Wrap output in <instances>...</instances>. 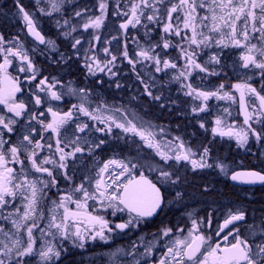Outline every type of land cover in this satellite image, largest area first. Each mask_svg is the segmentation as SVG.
I'll return each mask as SVG.
<instances>
[{
  "label": "rangeland",
  "instance_id": "1",
  "mask_svg": "<svg viewBox=\"0 0 264 264\" xmlns=\"http://www.w3.org/2000/svg\"><path fill=\"white\" fill-rule=\"evenodd\" d=\"M199 2L200 0H197L198 4ZM19 3L31 15L35 28L44 33V45L34 44L24 33L26 22L18 11L17 0H0V35L5 41L2 47L15 49L19 45L20 50L28 55L35 72L27 70V61H22L18 57H9L12 63L8 67V75L26 91L24 101L28 102L33 109L38 106L35 100L30 99L31 96L40 98L41 109L30 117L27 116L26 121L22 122L23 124L19 125L13 133H8L5 136L7 141L3 146L5 151L3 149L0 151H3L9 158L10 164H13L11 153L8 150L12 146L17 147L21 144L18 157H20L21 152L26 156L21 158L23 165L20 168L24 170L21 169L16 174V183L22 182L26 175L29 181H36L37 187L42 191L38 196L35 212L31 214L29 219L20 222L21 226L18 232L13 227L12 220L20 221L27 201L19 192L15 198H6L8 204L0 207V229H3L0 231V248L5 243L11 246L12 240L19 239L22 250L28 243L27 229L32 227L34 252L32 255L23 258L27 264H145L149 260L152 261V264H158L162 258L160 251L164 248L166 251L174 239L166 240L162 246L159 245L162 243V236L159 239L153 234L154 236L150 237L145 245H142L145 239L143 238L144 234L140 233L137 227H134L133 229L137 230L138 236L135 243L127 241V243L132 244L129 248L120 241L111 242L108 238L106 240L98 239L100 243H93L94 240L91 237L95 235V232L100 231V226L92 225L81 218V223L84 225L81 231L87 230L88 233L84 247L81 248L75 236L65 239L59 231H55L57 229L49 226L53 215L56 216L57 221L59 216L61 219L63 217V209L60 208L59 213L56 210V204L60 202V198L72 195L73 199H82L83 193L74 192V189L81 183L89 191H94L92 185L97 179V172L110 159L131 161L138 164V168L134 170L135 174L143 171L145 175L166 187L169 195L172 194L169 192L173 190V196H176V192H180L178 190L179 184H182L183 181H186V184L191 182V180L183 178L186 176L183 171L189 170L192 175L201 172L199 169L193 170L189 161L177 162L173 158L165 162L157 155L155 149L148 148L138 136L126 134L115 126L112 128V134L97 132V128H104L105 125L100 123L99 119L93 120L90 116L81 113L79 111L80 105L83 104L92 115L98 117L113 116L118 122H123L125 116L133 119L138 125L153 131L155 139L159 141L160 150L173 157L178 151L183 152L186 149H191L194 154L191 158L200 160L204 148L208 147L209 155L205 157V161L209 159L213 161L215 157L219 158L215 164L218 169L220 168V172L226 176L227 160L230 154L235 152L234 149L239 151L238 154H248V147L253 144L254 148L261 150L260 157L264 158V117H261L257 111L259 102L251 94H246L247 110L252 119L249 120L248 125H245L244 115L240 107V94L233 88L235 84L248 83L261 95H264V71L251 65L242 69L241 56L246 54V48L235 47L230 43L227 47L217 45L216 40L221 38L220 34L210 33L208 28H197L198 32L202 31L213 37L209 42L210 46L201 45L199 48L196 45H189L187 40H182L174 33L165 34L162 30L163 25L171 22L174 27L179 23L182 36H191L190 30L183 29L182 12L173 14L174 17L179 15L180 21L176 19L169 21L167 18V8L173 3H179V0H165L163 5H154L159 9L156 13V21H148L147 15L152 14V9H144L145 14L141 16V23L135 27L129 26L127 29H121L120 24L127 19L123 13L129 11L130 0H107L108 9L103 24L99 29L89 28L87 30L84 29L83 25L88 21V18H95L100 15L99 0H19ZM53 3L57 5L58 10L53 8ZM206 3L210 4L211 0H206ZM118 11L121 13L120 15H116ZM77 12H80L81 15L77 16ZM198 14L200 16L211 15L207 8H198ZM205 23L209 27L211 26L210 20L205 21ZM238 24L242 30V21ZM223 31L226 33L229 29H223ZM259 36L258 32H250L249 41H242V43L255 44L258 48H262L264 41ZM165 38L172 45L168 49L163 48ZM76 40H80V44L73 48ZM181 47L190 52L195 51L196 62L202 65L206 71L201 72L197 68L189 70L186 67V59L181 56ZM104 49H108V53H105ZM141 49L151 50V54L158 56L161 61L173 56V63L177 65L176 73L173 74L171 68H164L163 63L159 65L161 71L157 72L154 60H141L137 56ZM125 51L128 52L129 58L136 61L135 68L125 58ZM255 55L257 60L261 59L259 53H255ZM112 56H116V60L109 64L108 61L112 60ZM214 56L219 60V63L213 61ZM178 60L181 62L180 64H177ZM3 61L4 54L0 53V63ZM97 62L99 67H97ZM89 64L92 66L91 72L86 66ZM21 67L25 71H21ZM188 70L190 74H188ZM180 72H185L187 79L184 77L176 79ZM33 76L35 79H32ZM42 79L46 81L44 85H40ZM189 84L197 91L208 92L217 91L219 86L224 84V89L218 95L222 96L224 92H228L233 99H218L213 96L205 101L202 98H197L195 92L192 95L187 94L189 91L187 85ZM50 88L51 91L56 92L61 97L59 100L51 97ZM148 92H151V95ZM157 96L160 97L159 100L154 99ZM74 105L75 108H73ZM159 106L165 108L167 112L164 111L160 114L161 110L157 109ZM50 108L60 115L69 110H72L73 113L72 118L61 129L59 136L62 141L61 147L68 144L69 147L65 148V151H72L76 146L84 149L83 152L76 153L75 157L68 159L70 165L67 161L68 167L66 169H60L58 165H55L54 173L53 169L48 166L50 164L44 165L53 172V176L56 175L59 180H62V183L59 182L57 185H52L47 173L46 176L43 173H37L28 160V155L31 152H36L37 162L45 157L59 161L56 158L58 156L56 154L57 137L45 131L40 123L41 121L47 123L52 120ZM201 108L203 111L200 110ZM145 109L150 114H146ZM155 111L159 112L158 115H160L153 119L151 114L155 115ZM174 113L176 114L174 115ZM46 114L49 116L47 117ZM39 115L41 118L37 120ZM33 116L36 118L33 119ZM217 119L222 121L220 127L225 131L231 128L239 132H248L247 143L241 146L235 136L214 134L212 129L217 127ZM82 124L89 126L83 133L77 131V126ZM253 130L261 134L260 139L251 134ZM30 131L31 134H36L34 138ZM26 135L33 140L32 144L27 141L23 142ZM77 137H79L78 144H72L71 142L76 141ZM100 139H104L105 144L96 148L95 145L99 143ZM36 141H40L43 147L36 148ZM181 143L184 145L183 149L180 148ZM49 144L52 145L51 149L48 147ZM90 148L92 151H89ZM239 159L238 156V161H240ZM16 163L19 165V162ZM220 165L223 166V171ZM157 168L173 173V179L179 176L180 181L175 185L170 182L165 183L160 177L159 171L151 170ZM110 171L118 172L119 169ZM65 174L70 179H66ZM70 175L73 177L71 178ZM105 179L107 182H111L109 174L105 175ZM40 180L47 182L48 186L45 187L39 183ZM24 194L27 195L28 192L25 191ZM187 202L190 206L186 208L189 211L185 213V216H190L192 213L191 201L188 200ZM87 203V211L92 215L102 217L107 215L108 208H103L99 200H89ZM46 205L47 213L46 209L44 210ZM67 207L72 211H77L74 203L67 202ZM182 207L183 205L179 208ZM198 207L195 206V209ZM229 210H232L230 206L225 212V216ZM246 215L252 221L255 219L256 240L259 241L261 239L260 233L264 229L260 223L256 222V216L259 218L257 220L259 222L264 219L259 217L255 207L254 216L252 209ZM200 216L201 218L196 217L195 220L203 221L206 216L207 218L210 216L212 219L211 210L207 212V215ZM4 217L9 218L4 219ZM221 217L217 216V218ZM252 221L244 225L249 237H253L254 233ZM70 223L73 222L69 221V226ZM33 225L35 226L33 227ZM190 225L191 222L188 223V227ZM113 230L119 231L114 227ZM70 231L74 232V228H70ZM5 232L8 233L7 236ZM74 241L75 243H73ZM49 244L60 252V256L58 258L53 256L50 261L45 262L41 260L39 252L46 249ZM148 249L151 251L148 252ZM165 251L163 250V252ZM18 259L14 250L11 264H15Z\"/></svg>",
  "mask_w": 264,
  "mask_h": 264
},
{
  "label": "snow or ice",
  "instance_id": "2",
  "mask_svg": "<svg viewBox=\"0 0 264 264\" xmlns=\"http://www.w3.org/2000/svg\"><path fill=\"white\" fill-rule=\"evenodd\" d=\"M164 2L165 0H151V2L150 0H130L129 11L123 13L127 19L120 24V28L127 29L129 26L135 27L137 24H140L141 16L145 14L144 9L149 8L152 9V14L147 15V20L156 21V13L159 9L154 7V5H163ZM17 6L19 13L22 14V18L26 22L29 33L41 43H44V37L36 30L31 15L20 5L19 0H17ZM98 6L100 15L95 18L89 17L88 21L83 25L85 30L89 28L99 29L103 24L105 13L108 9L107 0H99ZM53 8L58 10L55 3H53ZM198 8H207L211 15L200 16L198 14ZM180 12L183 13V29L190 30L191 36H182V30L179 23L174 27L171 22L163 25L162 30L165 34L174 33L176 36L181 37L182 40H187L189 45H196V47L199 48L201 45L210 46L209 42L213 37L206 35L202 31L198 32L197 28H208L210 33L220 34L221 38L216 40L217 45H224L227 47L230 43L235 47L246 48V54L241 56L243 62L242 66L244 68H248L251 65L264 71V47L258 48L255 44L249 45L248 43H242V41H249L250 32H258L260 34L259 38L264 41V0H211L210 4H207L206 0H200L199 4L197 3V0H179V3H173L167 8L168 20L172 21L173 19H176L177 21H180L181 17L179 15H176L175 17L173 16L174 13ZM120 14L119 11L116 13V15ZM76 15L80 16L81 13L77 12ZM209 20L211 21L210 27L205 23V21ZM241 21L243 23L242 30L238 24V22ZM223 29H229V31L225 33ZM96 38L98 39V37ZM4 43V38L0 35V53L4 54V61L3 63H0V104H3L9 112L13 113L16 117H19L24 112L25 105L22 102L16 103L14 99L15 94L20 91V87H18L17 81L8 75V67L12 63V60H10L9 57H18L22 61H27V70L30 72H35V69L30 62L28 55L20 50L19 45H17L15 49L12 47L5 49L2 47ZM78 44H80V40H76L75 44H73V48ZM171 46V42L165 38L163 48L168 49ZM104 51L105 53H108V49H104ZM180 52L181 56L186 59V67L189 68V70L197 68L201 72L206 71L202 65L196 62L194 58L196 55L195 51L190 52L181 47ZM255 53H259L261 57L260 60H257ZM124 56L128 59L129 64H132L135 68L136 61L129 58L127 51L124 52ZM137 56L140 57L141 60H154L157 66V72L161 71V68L159 67L161 63H163L164 68L177 67L175 63L170 62L168 59L161 61L158 56H153L151 50L141 49L137 53ZM212 59L215 63H219V60L215 56ZM115 60L116 56H112V60L108 61V63L111 64ZM86 66L91 72L92 66L90 64ZM97 67H99L98 62ZM20 70L25 71L23 67H21ZM109 72H111V69H109ZM188 74H190V71ZM180 77L187 79L185 72H180L179 77H176V79H179ZM32 79H35V76H33ZM45 83L46 81L44 79L40 80V85H44ZM187 87L189 89L187 93L188 95H192L193 92H195L197 98H202L205 101L213 96L218 99H233L228 92H224L222 96L218 95V93L224 89V84H221L217 91L213 92L197 91L191 84L187 85ZM233 88L240 94V107L244 115L245 125H248L249 120L252 119V116L247 110V101L245 100L246 94H251L256 98L259 102V108L257 111L261 117H264V95H261L248 83H238L233 85ZM49 91L53 99L59 100L61 98L56 92L51 91V89H49ZM81 91L83 92V89ZM148 94L151 95V92H148ZM154 99L159 100L160 97L157 96L154 97ZM36 104H41L39 97L36 98ZM75 107L76 106L74 105L73 108ZM193 110L195 111L196 109ZM200 110L203 111V108ZM79 111L84 115L90 116L93 120L99 119L100 123L105 125L104 128H97V132L112 134V128L115 126L126 134L130 133L138 136L148 148L155 149L157 155H159L165 162L173 158L177 162L189 161L193 170L212 166L205 161V157L209 155L208 147L204 148L200 160L191 158L192 155H194L191 152V149H186L183 152L178 151L173 157L168 155L167 152L160 150L159 141L155 139V133L153 131L138 125L133 119H129L127 116L124 117L123 122H118L113 116L107 118L98 117L92 115L88 108L83 104L80 105ZM117 111L119 110L117 109ZM49 112L52 114V120L47 123H44L43 121L40 123L45 131H48L57 137L56 154L59 156V161L57 162L51 158L45 157L43 160L37 162L36 152H31L28 155V160L31 163V167L37 173H47L49 177H53V172L49 168L44 167L45 164H54L58 165L60 169H66L68 167V159L75 157L76 153H81L84 149L80 146H76L72 151H65V148L69 147V145L64 144V146L61 147L62 141L59 139L60 132L64 125L72 118V110H69L63 115L53 112L51 108L49 109ZM32 118L35 119L36 117L33 116ZM14 123L15 120L9 119L5 122L4 117L0 116V126H2L3 129H6L9 133L13 132L11 125ZM221 124L222 121L217 119V127L212 129L214 134H219L220 136H235L238 144L241 146L247 143L249 138L248 132H239L231 128L225 131L220 127ZM88 127L87 124L78 125L77 131L83 133ZM201 127H203V125H201ZM251 134L256 136L257 139L261 138V134L254 130ZM24 140L29 144L33 143V140L27 135L24 136ZM78 141L79 137H77L76 141H72L71 143L78 144ZM4 144L5 141L0 139V149L3 148ZM104 144L105 140L100 139L95 147L100 148ZM35 147L42 148L43 146L40 141H36ZM48 147L51 149L52 145L49 144ZM180 148H184L182 143ZM8 151L11 153V162H19L21 165L23 164V162L19 160V150L16 146L10 147ZM89 151H92V149L90 148ZM169 151H171V149H169ZM8 163H10V161L6 158V154L3 151H0V207L8 204L7 197L15 198L18 192L23 196V199L27 201L24 205V213L20 217V221L15 219L12 220V225L18 232L21 226L20 222L29 219L31 214L35 212L38 196L42 190L37 187L36 181H29L26 175L23 177L22 182L14 183L17 180V176L12 167H7ZM220 167L223 171V166L220 165ZM137 168L138 164L132 163L131 161L125 162L117 159L106 161L97 172V179L92 185L94 191H89L84 187V184L81 183V185L74 189V192L83 193L82 199H73L72 195L62 196L60 202L56 204V208L63 209V217L60 222H57L56 216L53 215L52 222L49 226L57 229L65 239L70 236H75L76 240L79 241V247L83 248L88 233L87 230L82 232L79 227V223L82 222L81 218L87 220L92 225L100 226V231L95 232V235H92L91 237L92 239L99 237L101 240H106L107 238L104 235V230L108 229V231H113V229L109 228V222L102 216L92 215L87 211V202L89 200H99L101 206L106 209H112L113 214L118 212L124 213L126 211L129 216L128 220L115 225V228L121 231L134 224L144 222L146 218L158 214V210L164 205L165 194L163 193L162 188L158 187L156 183L149 179L143 171H141L139 175H136L134 170ZM112 169H119V171H110ZM151 170L159 171V175L165 183L170 182L172 185H175L181 179L179 176H176L175 179H173V173L159 168ZM106 173L109 174V179L111 180L110 183L105 179ZM121 177H123V179H121ZM65 178L70 179L66 174ZM231 179L233 181H241L244 183H255L258 181L264 183V174L259 171L234 172L231 175ZM39 183L43 184L45 187L48 186L47 182L43 180H40ZM51 183L52 185L56 184L55 178L52 179ZM25 191L28 192L27 195L24 194ZM181 195L180 192H176L177 198H180ZM67 202L74 203L77 211L70 210L67 207ZM17 212H19V209H17ZM8 218L9 217H4V219ZM69 221L73 222V226L75 227L74 232L70 231ZM236 222H245V213L240 210L235 212L229 210L223 223L218 225V230L215 233L217 238L222 237V242L220 239L213 242V237L211 235H206L201 231L203 222H198L193 219L191 221V228L187 231V235H183V231L178 230L181 232L182 238L178 236L171 242L170 246L166 248L162 258L159 260V264H264V231L260 233L261 239L257 241L241 235ZM208 223L209 226H211V219L208 220ZM34 226L35 225H33V227ZM229 226L232 227L230 228ZM0 231H3V229H0ZM161 231L162 236L164 237H168L172 233L171 228H164ZM5 235L7 236L8 233L5 232ZM27 235L28 243L26 247L22 248V250L21 241L19 239L12 240L11 246L7 243L3 244V247L0 248V264H11L12 253L14 250L16 256L19 258L15 264H27L23 258L32 255L34 252L32 227L27 229ZM253 235H255V233H253ZM73 243H75V241ZM147 251L150 252L151 249H148ZM39 256L42 261L47 262L50 261L53 256L58 258L60 252L49 244L46 249H42L39 252Z\"/></svg>",
  "mask_w": 264,
  "mask_h": 264
},
{
  "label": "flooded vegetation",
  "instance_id": "3",
  "mask_svg": "<svg viewBox=\"0 0 264 264\" xmlns=\"http://www.w3.org/2000/svg\"><path fill=\"white\" fill-rule=\"evenodd\" d=\"M20 87V91L15 94V101L16 103H24L25 110L21 114V116L16 117L13 113L9 112L8 109L3 105L0 104V116L4 117L5 122H7L9 119L15 120V123L11 125L13 128V132L19 125L23 124L22 122L26 121L27 116H31L36 113L37 110L41 109V104L37 105L38 107L33 109L28 102L24 101V95L26 91L21 87V85H18ZM51 89V88H50ZM35 96H31L30 99H33L36 101ZM23 99V100H22ZM29 99V98H28ZM48 117L49 115L46 114ZM41 116H37V120H40ZM38 130V129H37ZM11 132V133H13ZM8 131L6 129H3L2 126H0V139H3L5 143L6 141V135H8ZM31 134V131H30ZM36 134H31V136L34 138ZM25 140H23L24 142ZM20 145L17 146L18 152H20ZM8 148V147H7ZM4 151L5 149L2 148ZM249 161L250 165H247L246 161H243L239 164L237 161V155L238 151L236 149L235 152L228 157V170L227 175L225 176L220 172V168L216 166V162L219 161V158L215 157V159L212 161L211 159L206 160V162L211 167H206L199 171L198 173L191 174L189 170L183 171L186 175L183 177L184 179L191 180L189 181V184H186V181H183L182 184L178 185V190H180L182 197L177 198L175 195L173 196L174 192L173 190L169 192L171 195L168 194L166 187L163 185L161 186V183L157 180H154L151 178V180L157 184L158 187L162 188L163 193L165 194V202L162 208L159 210L158 214H156L153 218L149 220H145L144 222H141L139 224H134L133 226H130L127 229H124L123 231H108V229L104 230V235L106 238L109 239V241H120L125 247H130L132 244L127 243V241L134 242L136 241V237L138 234L136 233L137 230L133 229L134 227H137L139 229V232L144 234V241L142 242V245H145L147 243V240L150 239V237L154 236L157 238H161L162 236V229L164 228H171L172 233L168 237L162 236L161 242L159 245L163 246V242L169 239H175L176 237L181 236V232L178 230L183 231V235H187L188 229L191 228L188 227V223H190L193 219H196V217L201 218L200 215H207V212L211 210L212 219L207 218V216L203 219L201 231L206 235H211L213 237V242H215L217 239H220L222 242V237L217 238L215 236L216 231L218 230V225L223 223V220L226 218L224 215L225 212L229 209V206L232 208L231 211L235 212L237 210L243 211L245 213V222H236L237 227L240 230L241 235L249 237V234L246 232L244 225L247 223H250V218L248 215V211L252 209V213L254 216V207L256 208V213L259 215V217L264 219V184L262 183H251V187H241L240 185H235L231 183L230 177L232 173L239 168H243L248 171H259L262 174H264V158L260 157V151L257 150L254 147H249ZM227 151H229L227 149ZM26 153V152H25ZM22 156H26L23 152H21V155L19 157V160L22 158ZM8 160L9 158L6 157ZM59 160V157H56ZM56 160V159H55ZM10 161V160H9ZM23 162V159H21ZM184 163L186 161H183ZM13 163V162H12ZM69 163V161H68ZM188 164V162H187ZM23 165V164H22ZM21 163L17 165V163L7 164V167H12L14 169L15 174H18V172L23 169L20 168ZM70 165V163H69ZM51 169H53L55 173V165L50 164L48 165ZM29 170L28 168H25ZM24 170V169H23ZM196 172V171H195ZM44 176H46V173H43ZM136 175H139L137 173ZM183 175V174H182ZM71 178L73 175H70ZM62 177V176H60ZM198 177V178H197ZM55 178L57 185L59 182L62 183V180H59L57 176L50 177L49 181L51 182L52 179ZM16 183V181L14 182ZM188 200L191 201L192 206V213L190 216L186 215L185 213L189 210L186 209L190 205L188 204ZM182 208H179L182 206ZM243 205V207H242ZM195 206H199L197 209H195ZM47 211V205L45 206L44 210ZM57 212L59 213L61 211L60 208H56ZM44 212V211H43ZM107 215L103 216L105 220L109 222V228L113 229L115 228V225L117 223L126 222L129 218L128 213H115L113 214L112 209L108 208L106 211ZM100 216V215H99ZM217 216H222L221 218H217ZM254 218V217H253ZM256 222L260 223L262 226V229H264V220L259 222L257 221L259 218L256 216ZM197 219L198 222H201ZM211 219V226H209L208 220ZM61 218L59 216V219L57 222H60ZM253 223V230L255 235L253 237H250L254 240H256V229H255V219L252 221ZM79 227L81 229L84 228V225L80 222ZM230 228L232 226H229ZM57 231V230H55ZM133 231V232H131ZM227 231V230H226ZM154 234V235H153ZM99 237L94 239V243H100L98 242ZM231 239V237H230ZM101 240V239H100ZM127 243V244H126ZM165 251V248L163 249ZM163 250L160 251V257L163 255ZM145 264H152V261L149 260L148 263ZM159 264V263H158Z\"/></svg>",
  "mask_w": 264,
  "mask_h": 264
},
{
  "label": "trees",
  "instance_id": "4",
  "mask_svg": "<svg viewBox=\"0 0 264 264\" xmlns=\"http://www.w3.org/2000/svg\"><path fill=\"white\" fill-rule=\"evenodd\" d=\"M174 55H175V54H174ZM173 59H174V57L172 56V57H171L170 59H168V60H170V62L173 63V62H174ZM178 63L180 64L181 62L178 60L177 64H178ZM175 70H177V67H175V68H171V71L173 72V74L176 73ZM188 72H189V70H188ZM169 107L174 108V107H172V106H169ZM142 109H144L143 106H142ZM157 109H160V110H161L160 114H162V112H164V111L167 112V111L165 110V108H161V106L157 107ZM157 109H156V111H158ZM156 111H155V112H156ZM144 112H145L146 114H150V113L147 112L146 109L144 110ZM158 113H159V112H156L155 115H154V114H151V116L153 117V119H156V117H159L160 114L158 115ZM175 114H176V113H174V115H175ZM172 116H173V114H172ZM159 119H160V118H159ZM238 156H239L242 160H244V161H246L247 163L250 164V161H249V154H242V155L239 154Z\"/></svg>",
  "mask_w": 264,
  "mask_h": 264
},
{
  "label": "water",
  "instance_id": "5",
  "mask_svg": "<svg viewBox=\"0 0 264 264\" xmlns=\"http://www.w3.org/2000/svg\"><path fill=\"white\" fill-rule=\"evenodd\" d=\"M241 184H247V185H250L249 183H244V182H241Z\"/></svg>",
  "mask_w": 264,
  "mask_h": 264
}]
</instances>
